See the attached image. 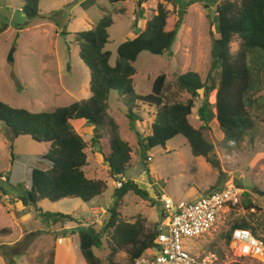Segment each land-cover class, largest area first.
I'll return each mask as SVG.
<instances>
[{"label":"rangeland","instance_id":"obj_1","mask_svg":"<svg viewBox=\"0 0 264 264\" xmlns=\"http://www.w3.org/2000/svg\"><path fill=\"white\" fill-rule=\"evenodd\" d=\"M139 1H144L141 9ZM184 2H190V6L181 20L171 52L162 56L143 53L134 64L138 95H150L156 78L165 74V103H187L192 96L177 89L178 77L193 71L203 81L208 78L213 64L212 51L220 36L216 13L220 0ZM159 3L172 14L177 13L166 0H133L117 5H111L108 0H41V12L31 21L21 12L24 0H0V100L14 108L36 113L88 101L92 96L91 74L80 59L76 34L91 30L103 17L111 15L114 26L109 30L110 42L106 50L112 53L111 65L115 66L119 47L144 31L147 22L156 15ZM139 12L142 15L136 23ZM240 47L241 40L236 36L231 43L233 57L238 55ZM249 63L255 67V75L261 68L262 77H257V85L250 96L253 103L249 111L256 127L240 146L228 147L216 120L215 95L207 99L209 125L204 135L215 147L219 161L216 168L204 158L195 157L183 136L168 142L166 147L144 151L139 144L140 137L152 135L150 128L154 121L150 115L156 114V108L141 103L130 107L120 92H111L108 115L118 123L121 138L132 149L131 165L125 179L122 178L138 184L148 192V198L131 192L123 200L116 199L115 182L121 179L110 176L98 150L100 145L93 144L95 127L84 121L73 122L74 130L88 144L87 177L106 182L108 190L92 204L78 199L38 204L44 214L62 213L77 220V224L67 227L45 224L34 207L26 208L18 199L31 189L33 170L49 168L43 159L49 145L37 143L31 137L15 138L0 124V188L4 190L0 192V264H86L80 251L79 235L75 233L89 227L101 238L102 247L95 248L94 252L103 264L111 261L128 264L126 251L111 257L112 231L108 223L113 210L119 214L120 221L140 223L150 232L164 224L165 200L194 202L229 183L243 188L248 197L244 196L242 203L231 212L220 213L216 226L209 233L200 238L184 239L183 244L192 255L216 254L218 260L214 264H259L240 257L225 240L234 225L243 223L257 235H264V53L252 54ZM219 74H214L216 85ZM204 99L202 94L194 99L190 122L197 129L204 125L199 118ZM130 109L145 118L144 122L138 121L142 122L145 134L131 130L127 117ZM102 135L100 144L108 148L111 138L108 126L103 128ZM249 202L256 208L247 209ZM16 251L24 254L16 256Z\"/></svg>","mask_w":264,"mask_h":264},{"label":"trees","instance_id":"obj_2","mask_svg":"<svg viewBox=\"0 0 264 264\" xmlns=\"http://www.w3.org/2000/svg\"><path fill=\"white\" fill-rule=\"evenodd\" d=\"M108 1L111 5H117L133 0ZM166 1L176 8L177 13L172 14L163 3H159L156 15L147 22L145 30L119 47L115 66L111 65L112 53L106 50L110 42L109 30L114 26V18L111 15L103 17L91 30L76 34L80 59L91 74L92 96L88 101L75 102L50 112L36 113L14 108L0 100V124L15 138L31 137L37 143L49 145L48 153L43 157L49 168H35L32 172L31 189L18 198L24 207H34L37 216L45 224L67 227L77 224V220L62 213L44 214L38 207L40 202L57 203L66 199H78L89 204L108 190L106 182L87 177L85 168L88 165V144L74 130L73 122L84 121L95 127L93 144L100 145L99 153L103 155V163L109 168L113 179L124 177L131 165V146L121 138L118 123L108 115V101L112 91L120 92L130 107L141 103L156 108L152 135L145 139L140 137L142 141L139 144L146 152L157 147H166L168 142L183 136L195 157H203L208 164L218 167L215 147L204 135V129L209 125L210 107L207 99L212 94L215 95L216 120L229 148L240 146L254 131L256 122L249 111V105L253 103L250 96L257 85V77H262V70L259 68L255 75V67L250 65L249 57L258 52L264 53V0H220L216 12L220 36L216 39L212 51L213 64L208 78L203 81L200 75L193 71L179 76L177 89L190 94L192 99L187 103L172 104L165 103L163 99L167 82L165 74L156 78L152 93L147 96L136 93L134 81L137 72L134 64L141 54L162 56L171 52L181 28V20L190 6V2L186 3L185 0ZM143 2H138L139 9L142 8ZM40 5L41 0H24L21 12L32 21L39 16ZM141 15L139 12L136 23ZM236 36L241 40V47L238 55L233 57L231 43ZM216 72L220 73L218 85L215 83ZM201 94L205 97V103L199 110V118L204 125L197 129L191 124L190 117L195 107L194 99L199 98ZM127 117L132 131L136 130L135 124L138 121L145 120L132 109ZM107 126L111 138L108 148H105L100 141L103 139V128ZM0 192L4 193V190L0 188ZM131 192L148 198V192L132 181H127L121 189H116L114 194L117 200H123ZM244 196L248 197L247 194ZM246 208L251 210L256 207L249 202ZM112 214L108 223V229L112 231L111 257L126 251L128 264H136L140 257L156 246L158 227L147 232L140 223L120 221L117 211L113 210ZM236 228L249 229V225H234L225 235L227 245H230L232 232ZM75 234L79 235L80 251L86 264H103L94 252L95 248L102 247L98 233L89 227ZM20 254L24 252L19 251L15 255ZM110 264L116 263L111 261Z\"/></svg>","mask_w":264,"mask_h":264},{"label":"built area","instance_id":"obj_3","mask_svg":"<svg viewBox=\"0 0 264 264\" xmlns=\"http://www.w3.org/2000/svg\"><path fill=\"white\" fill-rule=\"evenodd\" d=\"M116 181L121 189L126 181ZM245 190L229 183L194 202L165 200L164 224L158 227L156 246L140 257L136 264H214L216 254L206 257L192 255L183 244L184 239L200 238L209 233L218 222V215L242 203ZM230 247L240 257L264 264V235L251 229L236 228L232 232Z\"/></svg>","mask_w":264,"mask_h":264},{"label":"crops","instance_id":"obj_4","mask_svg":"<svg viewBox=\"0 0 264 264\" xmlns=\"http://www.w3.org/2000/svg\"><path fill=\"white\" fill-rule=\"evenodd\" d=\"M145 30V29H144ZM136 37V36H135ZM134 39V38H133ZM156 113V112H155ZM155 116H156V114H154V115H150V119L152 120V121H154L155 120ZM142 126H143V124H142V122H138L137 124H135V127H136V130L137 131H140V133L141 134H145V132H144V127L142 128ZM151 127V126H150ZM153 127V126H152ZM150 129H152V128H150ZM144 138H146V137H144ZM143 138V139H144ZM198 158H203V157H198ZM109 169V168H108ZM124 179H125V177H124ZM93 202H95L94 200L91 202V203H89V204H92ZM77 228V227H76ZM76 235V234H75Z\"/></svg>","mask_w":264,"mask_h":264},{"label":"water","instance_id":"obj_5","mask_svg":"<svg viewBox=\"0 0 264 264\" xmlns=\"http://www.w3.org/2000/svg\"><path fill=\"white\" fill-rule=\"evenodd\" d=\"M159 199H161V197H159Z\"/></svg>","mask_w":264,"mask_h":264}]
</instances>
